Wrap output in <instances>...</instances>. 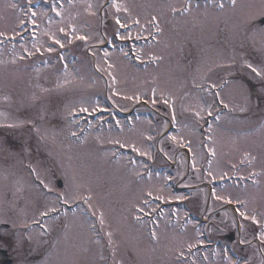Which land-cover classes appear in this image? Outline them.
<instances>
[{"label": "rangeland", "instance_id": "1", "mask_svg": "<svg viewBox=\"0 0 264 264\" xmlns=\"http://www.w3.org/2000/svg\"><path fill=\"white\" fill-rule=\"evenodd\" d=\"M25 1L31 6L24 12L33 13L26 22H36L40 28L35 40L22 42L10 52L0 49V85L16 106L23 93L17 86L19 80L36 85L37 100L41 92L52 93L49 107L50 115L56 116V149L48 154L53 153L57 177L66 184L63 199L83 202L87 209L84 216L73 213L63 219L71 226L65 234L66 229L59 228L56 220V237L62 242L55 261L47 264H209L206 249H197L203 244L197 239L198 226L190 221L179 223L178 208L161 206L181 201L183 194L175 190L181 173L157 169L161 164L168 167L169 160L187 148L193 157L194 178L200 182L241 181L242 177L258 185V180L264 181V156L252 151L259 124L257 113L251 112L253 98L264 97V25L255 24L264 17V0H236L235 7L230 0H220L223 8L214 0L209 4L206 0ZM23 2L0 0V36H20L15 27L22 21L18 20L24 13ZM45 18L48 22H42ZM107 39L114 51L101 47ZM126 39L142 60L153 62L144 68L132 66L123 42ZM69 51L71 57L66 61ZM34 59L38 68L28 71L26 67ZM237 77L239 82L232 83ZM4 79L11 83H3ZM225 80L232 82L219 86ZM216 88L224 105L249 113L224 114L219 122L215 118L205 125L203 116ZM10 102L0 96V106H12ZM43 104L48 106L47 101ZM154 107L162 110L156 113ZM82 108L101 113L81 122ZM125 111L131 114L126 121L120 120L118 116ZM4 117L9 115L1 110L0 123ZM165 128L171 130L163 136ZM133 146L139 151H133ZM177 160L183 171V159ZM189 167L187 162V171ZM114 183L121 191L117 207L110 201L109 205L102 188ZM184 185L194 184L186 181ZM220 186L225 202L244 204L241 199L246 198L247 213L259 223L249 227L243 216L237 229L233 214L222 210L217 226L209 227L208 232L213 237L221 234L231 220L230 229H236L240 241L227 248L220 244L213 264H264V251L254 245L252 234L258 229L264 232L262 186L247 187L243 193L232 182ZM86 197L90 199L86 201ZM69 219L80 226H73ZM240 244L244 250L239 249ZM229 249L238 253L236 261L230 258Z\"/></svg>", "mask_w": 264, "mask_h": 264}, {"label": "flooded vegetation", "instance_id": "2", "mask_svg": "<svg viewBox=\"0 0 264 264\" xmlns=\"http://www.w3.org/2000/svg\"><path fill=\"white\" fill-rule=\"evenodd\" d=\"M30 128V127H27ZM37 140L33 133L29 130L25 132L17 131V129L12 131L2 130L0 131V152L1 159L6 166L2 168V178L6 185V190L3 192L4 196L14 195L16 201L17 211L20 212L24 205V179L27 176L34 182V184L39 185V181L35 178L34 173L39 175L40 171L43 173L46 171L47 175L43 176L47 185V195L54 193L55 187V173L53 158L41 150L37 146ZM13 180V184L7 188V181ZM36 204V203H33ZM8 216L12 218V215L8 213ZM50 216V214H49ZM43 220V219H42ZM10 233H13L10 229L0 236V247L9 250L12 254L13 261H16V257L21 256L18 253L14 239L11 238ZM15 235V234H14ZM45 241H50V236L45 235ZM38 258V257H34Z\"/></svg>", "mask_w": 264, "mask_h": 264}, {"label": "snow or ice", "instance_id": "3", "mask_svg": "<svg viewBox=\"0 0 264 264\" xmlns=\"http://www.w3.org/2000/svg\"><path fill=\"white\" fill-rule=\"evenodd\" d=\"M230 2H231V4H232V6L235 7V5H236V0H230ZM114 6H116V5H114ZM218 6H219L220 8H223V7H224V5H223L222 3L219 4ZM12 7H15V5H12ZM116 7H117V10H119V6H116ZM173 11H176V9H173ZM184 11H187V9H184ZM153 19H155V18H153ZM117 23H118V24L120 23L119 19H117ZM137 23H138V21H137ZM123 26H124V25H121V27H123ZM61 31H63V29H61ZM0 35H3V33H0ZM79 39H85V37H79ZM55 43L59 44L60 41H59V40H56ZM61 46H63V45H61ZM37 50L39 51V49H37ZM48 51H52V49L49 48ZM29 55H31V53H29ZM105 55H107V53H105ZM248 67L251 68L252 71L255 72L258 76L261 75V72H260L257 68L253 67L251 64H249ZM217 95H218V94H217ZM165 103H167V101H165ZM225 106H227V105H225ZM81 111L86 112V111H88V110H87L86 108H82ZM209 114H211V113H209ZM174 119H175V118L173 117V120H174ZM121 147H123V145H121ZM132 150H133V151H139V150L136 149L134 146H133ZM45 187H47V185H45ZM61 195H63V194H61ZM149 195H150V193H149ZM88 199H90V197H86V198H85L86 201H87ZM64 202L67 203V200H65ZM229 202H230V201H229ZM238 203H239V202H238ZM52 210L55 211V209H52ZM141 211H143V209H141ZM237 211H239V209H237ZM46 214H47V213H43L42 215H46ZM240 215H241V216H244L245 219H251V220L253 221V223H259V222L256 220V217H255V216L248 217V216H246L245 213H243V212H241ZM137 219H139V217H137ZM99 220H100L101 225H103V224H104V216H103V213L100 214ZM152 235H153V237H155V232H153ZM108 236H109V238H111L112 233L109 232V233H108ZM260 239H261L262 241H264V232L261 233V235H260ZM111 243H112V241H111V239H109V244H111Z\"/></svg>", "mask_w": 264, "mask_h": 264}]
</instances>
